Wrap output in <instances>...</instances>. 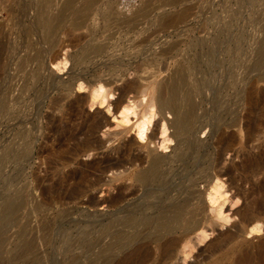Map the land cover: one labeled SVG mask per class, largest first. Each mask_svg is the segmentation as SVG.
<instances>
[{"label":"rangeland","instance_id":"rangeland-1","mask_svg":"<svg viewBox=\"0 0 264 264\" xmlns=\"http://www.w3.org/2000/svg\"><path fill=\"white\" fill-rule=\"evenodd\" d=\"M23 1L30 3L27 5L28 3ZM65 1L43 0L37 3L29 0H15L18 3L17 7L10 9L8 4L12 0H0V264H19L13 254L22 241L21 231L25 228L27 239L35 236L39 242L36 251L40 254L41 260L37 264L59 262V264L70 262L83 264V261L84 264H104L97 257L98 251L100 252V246L95 245L98 236L90 232L89 228L92 226L90 224L97 225L96 219L101 221V218L115 219L117 214V216L119 213L126 214L129 209L132 210L131 208L136 206V202H140L136 198H131L113 208L107 203H100L108 196L116 195L118 185L121 184L127 188L131 182L129 180H124L123 183L112 181V171L97 173L91 177V180L100 178L103 183L107 182V185L100 181L103 186L97 184L89 190L88 195H84V198L82 196L81 200L39 208L34 203V198L41 199L40 190L35 189V179H40L44 185H47L49 179L55 178L56 170L66 173L76 168L87 167L108 154L116 157L117 154L114 152L125 144H131L136 149L134 153L141 152L146 155L147 150L150 149L164 155H172L176 146L175 141L170 143L167 149H162L155 142L149 143L147 147L145 141L140 142L135 131L137 116L131 114V121L127 124L121 122V109H115V102L118 100L121 89L130 82H136L143 91V95L141 91L139 93L131 91L126 99L141 103L137 108L139 114L152 102L156 111L153 122L158 121L161 125L162 114L159 111L157 99L159 89L162 85L177 81L181 76L186 77V88L193 93V99L197 104L196 121L193 127L195 134L190 136L191 139L195 137L202 142L199 153L206 154L203 157L206 162L203 159L204 163L201 161V164L206 166L195 167L194 165L185 170H182V167L179 168L180 177L173 183L178 186L177 188L190 187L187 175L188 178L199 177L204 180L207 173L215 176L216 173H220L231 165L241 168L244 154H257L258 150L264 147V116L257 117L256 113H253L250 118L260 121L257 132L249 137L246 131V124L251 120L247 112L252 105L250 97L257 99V108L264 111V0H75L71 14L59 20L55 17L61 14ZM148 3L150 10L146 15L138 17L133 22L122 21L139 12ZM171 17H176L175 21L168 22ZM76 22L82 23L81 28H74ZM40 25L45 28H40ZM51 33L54 42L48 43L46 40L51 37ZM93 46H102L104 50L100 54L87 53V49ZM3 51L6 53L5 74L3 73ZM28 55L35 56L36 59L27 63L22 71L19 61ZM59 61L63 62L56 66L54 63ZM35 69L39 75L33 78ZM81 77L87 81L102 78L104 82H108L106 89L110 91L109 99L103 104L96 101L92 105L89 101V89L80 90L76 82L77 78ZM26 84L29 89H26ZM32 85L39 92L37 89L31 90ZM56 98L61 99L59 107L52 105ZM82 98H88V100L79 104L77 99ZM164 115L167 120L172 119L171 113L166 112ZM93 117L102 121V126L93 134L100 148L84 153L81 152L80 147H77L78 151L70 153L75 142L64 136L78 132L81 127H86L85 133L80 134L77 139L78 142H82L85 136L89 135L87 125L92 123ZM234 119H239V125L229 128ZM154 123L149 133L151 130H156L158 123L155 125ZM35 125L37 128H34ZM53 127H55V133L51 131ZM21 131H25L33 138L36 136L33 140L34 148L26 157L28 159L20 160L18 153V156H15V151L4 159L3 153L10 142L11 147H15L16 149H13L16 151L17 148L19 150L24 146ZM171 131L172 128L169 132ZM229 133H233L235 142L232 150H225L223 138ZM58 138L62 140L59 141ZM58 157L62 160L56 162L55 158ZM205 167L208 169L206 170ZM201 169L203 171L199 172ZM122 170L123 168L120 169ZM239 170L234 173L237 177L235 186L246 191L249 199L255 198L256 196L249 192L250 183L239 180ZM262 173L264 174V169ZM262 176V174L258 175L260 178ZM200 179L196 180L198 183L196 182L194 186L204 198L201 208L205 210L207 216L212 217L211 208L217 207L219 210L222 205L221 213H216L226 219L215 218L217 230L214 233L209 231L211 234L203 242L197 243L190 254L186 255L189 253L187 248L188 252L185 254L178 251L173 259L161 260L158 251L154 250L152 260L148 264H211L218 256L214 254L211 242L220 232L239 221L234 211L242 206L243 199L236 205L232 204V194L236 188H231L227 176H223L222 181L225 186L222 192H227L225 195L227 200L224 201V198H221L213 205L206 197V190L210 185ZM26 184L27 187H25ZM167 187L168 185L164 188ZM191 188L189 190L195 189L193 185ZM21 190L23 193L20 195L18 192ZM7 194L9 196L13 194V197L10 196L12 199H16L19 194L24 204L16 214L17 225L16 223L11 225L8 230L4 229L3 224V203L6 199L4 196L7 197ZM90 194L96 200L93 203L95 205L89 202L87 204ZM174 194L175 192H172L171 195ZM126 205L131 208H127ZM61 218L65 223L61 224ZM57 220H60L61 228H58ZM46 221L50 223L51 227L48 231L52 236L51 241L48 242L42 237L43 225ZM85 223L88 226L85 227V229L88 228L86 230ZM69 226L73 229L72 233L81 240L74 238ZM3 229L7 231L4 234ZM63 230L66 234H63ZM80 230L82 233H86L87 230L88 232L82 234ZM16 233L20 236H16ZM64 235L67 242L63 240ZM53 236L54 239H51ZM71 236L74 241H68L72 238ZM246 237L249 240H256L250 234ZM3 238H6V241ZM61 239L65 243L60 242ZM107 239L110 240L103 239L102 244L109 242ZM104 240L107 241L104 242ZM86 241L90 242L89 247L94 242L93 246L98 249L92 247L90 251L91 248L89 249ZM51 242H53L52 247ZM68 242L73 243H70V247H75V249L72 248L74 250L70 251ZM76 243L83 246H76ZM38 246L41 249H38ZM83 247L89 249L91 253L95 251V254L87 252ZM80 248L86 250V253L79 250ZM66 249H68L67 252ZM66 253L69 256L73 255L71 256L73 258ZM74 253L77 255L74 256ZM82 253L87 254L88 257ZM81 256L83 260L80 259ZM65 257L69 258V263ZM94 258L99 260L94 261Z\"/></svg>","mask_w":264,"mask_h":264},{"label":"bare ground","instance_id":"bare-ground-1","mask_svg":"<svg viewBox=\"0 0 264 264\" xmlns=\"http://www.w3.org/2000/svg\"><path fill=\"white\" fill-rule=\"evenodd\" d=\"M29 1L38 3L43 0H29ZM74 2L75 0H66L61 10V14L55 18L61 20V19L66 18V16H68L69 14H71L70 11L73 8ZM24 3H28L27 5H29L30 2H24ZM17 4L18 3H16L15 0H12V2L8 4V8L14 9L17 7ZM149 6H150L149 3L145 4L144 7L141 10H139V12H137L136 14L132 16L126 17L122 21L125 23L136 21L138 17L146 15L149 12L150 10ZM82 15H84V13H82ZM175 19L176 17H171L169 18L168 22H173L175 21ZM81 25L82 23L76 22L74 23V28H77V29L79 27L81 28ZM37 27H39L38 22H37ZM43 27L45 28V26L40 25V28H43ZM50 36L51 37L48 38V40L46 41L48 43H53L54 37H52V33L50 34ZM4 46L5 45L3 42V49H4ZM103 50H104V47L102 46H93V47L88 48L86 52L100 54L101 52H103ZM263 53H264V48H263ZM12 54L14 53L12 52ZM12 54L10 53V55ZM5 55L6 53L3 51V73L4 74L7 71V65L5 62L6 60L4 61V59H6ZM35 59L36 57L32 55H28L24 57L21 61H19L20 62L19 64L22 67L21 70L24 71L23 69L25 68L24 66H26V64L29 62H33ZM54 59L56 60L57 58H54ZM62 62L63 61H59L54 64L56 66H59V64ZM33 72H34L33 78H36L37 77L36 75H39L37 69H35ZM76 82H78V87L80 90L86 89V88L89 89L90 91L89 101L91 102L92 105L96 101H99L100 104H103L109 99L110 91L106 89L108 82H104L102 78H97L94 81H91V80L87 81L81 77V78H77ZM25 86H26V89H29L28 84H26ZM186 86H187V82H186L185 76H181L177 81L161 86L157 94V99L159 101L158 107H159L160 113L162 114L161 120L163 123L160 125L159 124L160 122L157 121L158 124L155 122L157 124L156 125L157 128L155 127L156 130L154 131L151 130L150 133L149 131H150V128L152 127L151 125H153L154 123L153 121L156 118V111L154 110V104L151 102V104H149L143 110V112L139 114L137 112V108L138 106L141 105V103H137L135 102V100L126 99L127 94L131 91H136V93H139L141 91L140 93L143 95V91L140 90L141 88L140 86L137 85L136 82H130L126 84L121 89L118 100L115 102V109L116 110L121 109L120 111L122 115L121 122L123 124H127L131 121L130 119L131 114L137 116V120L135 122V131L137 133V136L140 142L141 141L146 142V145H145L146 147L149 143L155 142L156 144H158L157 146L161 147L162 149H167L169 148V144L175 141L176 146L173 149L172 155H164V154L156 152V150H150V149L147 150L146 155L141 154V152L134 153L136 149H134L131 144H125L124 146H121L120 148H118L116 152H114L117 154L116 157L110 156L108 154L104 156L103 159L99 161H95L87 165V167L76 168L66 173H61L56 170L55 178L49 179L48 180L49 182L47 185H44L43 181H41L40 179H35L36 181L35 189L37 191L40 190L41 199L35 200L34 198V203H36L37 207L39 208L45 205L52 206V207L58 204L63 205L70 201L73 202V200L77 201V199H80L82 196L84 198V195L85 196L88 195L87 193L89 192V190L96 187V185L100 184V181H102V179L100 180V178L95 179V181L91 180V177L97 173L103 174V173L112 171L113 172L112 181H117V182L119 181L123 183L124 180L125 181L129 180L131 182L130 186L127 188L122 186L121 184L118 185L117 188L115 187L117 189V194L108 196V198L104 199L103 201H100V203L101 204L107 203L113 208V207L120 206L121 203L128 201L131 198H136V200L137 201L140 200V202H136L137 204L136 206H134V208L130 207L132 203L131 205L129 204L130 206L128 207L131 208L132 210L129 209L126 212V214H123V215H121V213L118 212L119 216H117L118 214L116 213L117 214L116 217L114 215L115 219L107 218L106 220H103L104 218H101L102 221L100 219H96L98 220L97 225L93 223L90 224L92 225L89 228L90 232L95 233L98 236L97 237L98 239L95 237L97 239V242H95L96 243L95 245L98 244L100 246V252L98 251L97 257L101 259L100 262H104V264H148V262L152 260V257L154 255V250L158 251L157 253L160 255L161 260L169 259V258L173 259L176 256V253L178 251L183 252L185 254L188 252L187 248L189 249V253H187L186 255H188L192 252V250L195 248L197 243L203 242L211 233H214L217 230V222L215 221V218H219V220L226 219L225 217L219 216L216 213V212L221 213L222 205H220L219 210L217 209V207L211 208V211L213 214L212 217L207 216L205 214V210L201 208V206L204 204V198L202 196V193L199 190H196L194 186L196 185V182L198 181L197 179H200L199 177L196 179L194 177L188 178V175L186 176V178L188 179L186 180L189 181V185H190L189 188L192 189L191 186L193 185V188H195L193 190H189L188 186H185L183 188L182 187L177 188L178 186L173 184L174 180L180 177L179 176L180 172L178 170L179 168L181 169L182 167L183 168L182 170H185V169H188V167L190 166L195 165V167L196 166L199 167V165H205V164H201V161L204 160L203 157H205L206 154L202 152L199 153V150L201 149V146H202V142L198 139H195L194 136H193L194 138L191 139V136H190V135L195 134L193 127H194V121H196L195 117H196L197 104L195 103L193 99V93L189 89H187ZM30 89L31 90L34 89V91H36L35 89L37 88L32 85ZM60 100H61L60 98L54 99V101L52 102V105L54 107L55 106L59 107ZM87 100L88 98H82V99H77V102H79L80 104L82 101H87ZM250 101L252 102V105L247 111L249 114L248 117L250 118L253 113H256L255 115H257V117L264 116V111L260 110L261 108L260 109L257 108V99L250 97ZM166 112H169L172 114L171 120L169 119L167 120L165 118L164 114ZM259 124H260L259 120H252V119L249 120V122L246 124V131L249 137H252L255 135ZM223 125H224L223 127H225V124ZM238 125H239V119H234V122L228 127L231 128L233 126H238ZM87 126H88L87 132L89 133V135H86L82 142H78L77 139L80 134L85 133L86 127H81L78 130V132L70 133L69 135L66 134L64 136L66 139H69L75 142L73 143V148L70 149V153L78 151L77 147H80L81 152H84V153L92 151V150H97L100 148L99 145L96 144V140L94 139L93 134L95 130H97L98 128L102 126V121L97 117H93L92 123H90ZM35 127L36 125L34 126V128ZM170 128H172L171 132H169ZM51 131L55 133V127H53ZM21 136L23 138L24 146L22 148H19V150L17 148V151H16L13 149L15 147H11V142H10V144L5 148V151L3 153V157H5L4 159H6V156L8 155L11 156L10 154H12L14 151H15V156L19 155L18 157H20V160L21 158H26L31 154L32 149L34 148L33 140L36 139L35 138L36 136L33 138L31 135H28L25 131L22 132ZM18 137L19 139L21 138L20 136ZM58 140L61 141L62 139L58 138ZM234 142H235V138L233 136V133L227 134L226 137L223 138V143H224L223 149L232 150ZM155 143L154 145H156ZM242 157L243 159H242L241 168H238L236 165H231V166H228L226 169L220 171V173H216L215 176H212V175L210 176L207 173V175H205L204 177V180L200 179V181L202 180L203 182H206L208 183V185H210L208 190H206V197L208 198L210 203H212L213 205L218 203V200H220L221 198H224V201L227 200V198L225 197L227 192L226 193L222 192V189L225 186V183L222 181L223 176H227V180L231 188H236L235 192L232 194V199H231L232 204L236 205L239 203L241 199H243L242 206L234 211V215L238 216L239 221L232 224V226L226 229L225 231L220 232L218 236L211 242V246L213 247L214 254L215 255L218 254V256L211 262V264H264V174L262 173V170L264 169V147L258 150L257 154H247V155L244 154ZM57 160L61 161L62 158L61 157L55 158L56 162ZM204 161L202 163H204ZM207 161H208L207 163L209 164V159ZM210 165L209 167H211ZM121 168H123L122 171H120ZM238 169H240L239 170L240 171L239 180L250 183L249 192L252 195H255L256 196L255 198L249 199V195L247 194L246 191H244L238 186H235L237 177L234 175V173ZM200 171H203V170L201 169L199 170V172ZM21 173L23 174V171ZM199 174L202 175V173H199ZM204 174H206V172ZM260 174L263 175L262 176L263 178L258 177V175ZM20 183L21 182H19V184ZM103 184H100V185L103 186ZM105 184L107 185V182ZM172 184L174 186H172ZM166 185H168V187L164 188ZM25 187H27V184ZM22 191L23 190H21V192H18V193H20L21 195V193H23ZM172 192H175V194L171 195ZM20 195L18 194V197L16 199H12L13 194L10 195L12 197H10L8 194H7V197H5L6 195L4 196V198H6L4 199L5 202L3 203L4 229L8 230L9 227H11V225L15 223L17 225L18 223V221L16 220L17 218L16 214L19 210H21L19 208H21L24 205L22 196ZM89 196H88L89 199L87 198L88 199L87 204L95 203L96 200L94 199V197L91 196V194ZM37 211L39 212V209ZM66 214L64 215L66 216ZM50 219H53V218H50ZM15 220L17 222H15ZM48 221H46L44 225L42 224L44 232H42L43 234L41 233L43 235L42 237L44 238L46 242L51 241L50 237H52L50 236L51 232L49 233L48 231L49 227H51L49 222H52V221H49V222ZM59 221H58V224H59ZM61 222H62L61 224H63V222L65 223L64 220H62ZM90 222H93V221L90 220ZM86 224L87 223H85V226L82 225L84 226V229L85 227H88ZM40 225L41 223L39 224V226ZM220 226H224V224H220ZM17 227H20V226H17ZM69 227L71 228V226ZM23 228H25V226ZM58 228H61L60 224ZM74 229L78 230V228H74ZM25 230L21 231L22 232L21 236L18 235V233H16V236L17 235L20 236V239L22 238L21 239L22 241L18 240L21 243L20 244L18 243L19 247L17 246V248H15L16 250L13 254V257L17 261H19V264H37V262L41 260L40 254L37 253L36 251L37 245H39V242H37V240L35 239V236L34 238L32 236L31 237L32 239H29V238L27 239V236H25L27 235L25 234L26 233ZM82 230H80L81 233H82ZM64 231L65 230H63V234H66ZM67 231H68V228H67ZM209 231L211 233H209ZM6 232L7 231L5 230L3 234ZM70 232L72 233L73 229ZM30 233L31 231L29 232V234ZM247 234L254 236L256 240L254 241V239L253 240L247 239L246 237ZM72 235L74 234L72 233ZM75 235H74V238L78 240L79 238H77V236ZM79 235H81L80 232H79ZM192 235H194V237H192ZM67 236L66 238H68L70 235L68 237ZM72 238H69L68 241L70 240L74 241V238L73 239ZM86 238H91V237L86 236ZM106 238L110 239V240L107 239L109 242L102 244V240ZM5 239L6 238H3V240ZM51 239H54V236ZM63 240H65V235H64ZM63 240L61 239L60 242L62 241L63 243L64 242ZM107 240H104V242ZM70 243H69L68 248L71 251V250H74L75 247H70ZM89 243H87V245ZM52 244L53 242H51V247H52ZM93 244L92 245L90 244V247L88 245L89 249L91 248L90 251H92V247L96 248L95 246H93ZM46 245L47 244H45V246ZM78 245L81 246L82 244L76 243V246ZM86 247H83V248L85 249ZM38 249H41V248H39L38 246ZM96 249H98V247ZM79 250H82L83 252H85L87 248L86 250H83L81 248ZM88 250L87 252H89ZM65 251L67 252L68 249H66ZM92 253L95 254V251ZM71 254L73 253L71 252ZM66 255L68 254L66 253ZM75 255L77 254L74 253V256ZM86 255L87 254H85L84 256ZM91 256H89L90 259H91ZM86 257H88V255ZM94 257H96V255H94ZM78 258L79 257H77V259ZM81 258L82 256L80 257V259ZM66 259L68 261L69 258H66ZM95 260L97 259L94 258V261ZM78 261L80 262L79 259ZM84 263L85 262L83 261V264ZM73 264H77V263L73 262Z\"/></svg>","mask_w":264,"mask_h":264}]
</instances>
